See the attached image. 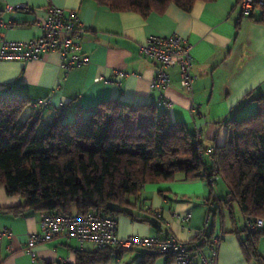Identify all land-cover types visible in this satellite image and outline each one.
Instances as JSON below:
<instances>
[{
    "label": "crops",
    "instance_id": "1",
    "mask_svg": "<svg viewBox=\"0 0 264 264\" xmlns=\"http://www.w3.org/2000/svg\"><path fill=\"white\" fill-rule=\"evenodd\" d=\"M10 4H27L34 9L8 11ZM53 6L65 10L67 17L71 11L80 15L84 23L82 54L89 58L88 63L65 71L55 52L27 61L0 58V92L12 84V93L27 96L31 102L51 100L42 108L39 130L58 114L72 119L104 100L156 104L160 92L151 87L155 65L139 50L152 34L177 33L193 46V72L197 75L193 93L184 90L178 64L172 66L171 85L164 93L173 101V107L162 111L171 121H183L190 133L199 131L204 147L224 145L232 120L257 112L260 100L264 101V25L255 20L260 17V8L251 17L243 14L238 0H198L191 11L170 4L164 11L143 16L113 10L97 0H0V17L7 24L2 28L4 36L9 40L41 36L39 23L47 19ZM118 70L127 73L121 87L115 83ZM33 110L30 104L22 119ZM228 191L222 175L214 188L202 176L148 183L140 198H130L129 213L115 216L118 236L175 235L191 242L204 230L213 237L222 236L219 264H258L248 259L242 248L246 218L236 202L227 203L232 200ZM23 203L22 196L10 195L0 185V225L13 233L12 238L2 239L0 264H78V251L97 249L91 242L80 246L75 239L59 238L37 245L32 256L26 247L29 234L41 230L40 212L19 214L12 209ZM189 213L191 218L184 221ZM157 218L162 221L159 226L154 223ZM258 249L264 256V235L259 237ZM201 251L210 255V245H204ZM146 256V250L139 247L122 253L114 251L107 264H140ZM194 263L201 264L197 257ZM151 264L174 262L157 255Z\"/></svg>",
    "mask_w": 264,
    "mask_h": 264
},
{
    "label": "trees",
    "instance_id": "2",
    "mask_svg": "<svg viewBox=\"0 0 264 264\" xmlns=\"http://www.w3.org/2000/svg\"><path fill=\"white\" fill-rule=\"evenodd\" d=\"M97 1L116 11L147 16L170 4L191 11L198 0ZM256 8L261 14L255 20L264 25V5ZM30 104L27 96L0 92V185L10 195L23 197L24 203L12 208L16 213L34 210L117 216L129 213L130 198H140L146 184L179 176L205 177L216 164L229 187L232 200L227 203L236 202L246 218V236L241 239L245 255L264 264L258 249L264 227L251 231L247 225L264 219V101L260 100L257 112L232 120L230 136L216 147V162L211 163L202 159L206 147L196 133H190L183 121H171L155 104L104 100L72 119L58 114L41 130L42 109H34L22 119ZM157 219L154 223L159 226L162 221ZM213 238L204 232L188 244L197 255ZM114 251L126 250L78 251L77 263L107 264ZM157 255L147 252L140 264H151Z\"/></svg>",
    "mask_w": 264,
    "mask_h": 264
},
{
    "label": "built area",
    "instance_id": "3",
    "mask_svg": "<svg viewBox=\"0 0 264 264\" xmlns=\"http://www.w3.org/2000/svg\"><path fill=\"white\" fill-rule=\"evenodd\" d=\"M241 9L244 15H250L257 6L264 5V0H241ZM34 8L27 4L8 5L6 10L32 11ZM42 34L39 37L29 40H9L4 36L2 28L7 24L0 17V58L4 60L39 59L45 52H55L60 55L62 67L69 71L77 66L89 62V58L82 54V31L84 23L77 11H71L69 16L65 15V10L58 7H50L47 19L39 23ZM192 44L189 40L177 33L171 35L152 34L139 45L141 55L154 63L155 76L151 87L160 92L156 101V106L162 110H169L173 107V101L166 96L164 91L171 85L169 69L178 64L180 70L181 84L188 93H193L197 75L193 72L194 56L192 54ZM122 70L116 71L118 79L115 80L117 86H122V79L126 76ZM98 78L97 80H100ZM12 84L4 87L6 91H12ZM51 100L41 99L32 102L33 109H42L49 105ZM195 110V108H194ZM197 140H200L201 133L196 132ZM216 146L204 149L202 159H207V155L212 162H216ZM212 188L216 186L220 177L218 166L215 164L211 174L205 176ZM158 215H160L158 213ZM210 213L207 221L210 220ZM191 214L184 216L183 220L188 221ZM41 230L29 234L27 251L35 256L37 245L59 238L75 239L80 246L86 242L93 243L96 248H114L117 251L143 248L147 252L172 257L174 264H196L194 257L200 260L201 264H219V247L222 236H215L210 245L211 254L206 255L199 250L194 255L188 242L180 240L175 235L166 238L159 236H139L127 237L118 236V220L113 215H104L94 212L87 214H63L59 212H40ZM251 231L264 227V219L247 222ZM204 230L199 235L204 234ZM13 233L7 227L0 225V250L4 237L12 238Z\"/></svg>",
    "mask_w": 264,
    "mask_h": 264
}]
</instances>
